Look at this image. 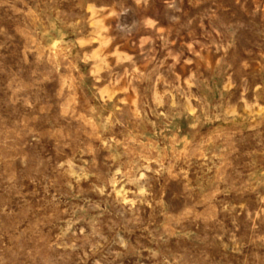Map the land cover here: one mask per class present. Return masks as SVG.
Here are the masks:
<instances>
[{
	"label": "rangeland",
	"instance_id": "rangeland-1",
	"mask_svg": "<svg viewBox=\"0 0 264 264\" xmlns=\"http://www.w3.org/2000/svg\"><path fill=\"white\" fill-rule=\"evenodd\" d=\"M0 264H264V0H0Z\"/></svg>",
	"mask_w": 264,
	"mask_h": 264
}]
</instances>
